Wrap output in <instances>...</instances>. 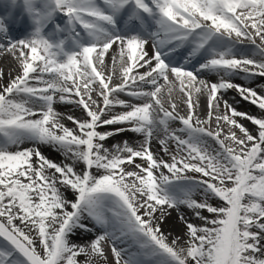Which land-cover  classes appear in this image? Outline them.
I'll use <instances>...</instances> for the list:
<instances>
[{
    "label": "snow or ice",
    "instance_id": "obj_1",
    "mask_svg": "<svg viewBox=\"0 0 264 264\" xmlns=\"http://www.w3.org/2000/svg\"><path fill=\"white\" fill-rule=\"evenodd\" d=\"M114 46L116 84L102 71ZM0 51L21 68L7 84L0 70V264H94L105 242L115 264H264V0H6ZM161 81L179 83L187 116ZM227 90L262 115L225 100L216 131L194 120L193 92L212 118ZM65 94L84 113L71 128L54 108ZM128 131L138 147L105 145ZM173 210L183 244L163 231Z\"/></svg>",
    "mask_w": 264,
    "mask_h": 264
},
{
    "label": "bare ground",
    "instance_id": "obj_2",
    "mask_svg": "<svg viewBox=\"0 0 264 264\" xmlns=\"http://www.w3.org/2000/svg\"><path fill=\"white\" fill-rule=\"evenodd\" d=\"M1 7H2L1 10H3V6H1ZM58 21L62 23L63 19L58 17ZM257 41H259V40L257 39ZM247 49L249 51H251L252 47H247ZM148 50H149V52L152 51V49L150 47ZM114 55L116 56V61H113V59H112V57ZM105 60H106L107 67L103 68L102 71H104L106 76L107 75L113 76V84L119 83L121 81V78H122V69H121L120 63H119L118 50L115 49V46L113 49L109 50L108 54H106ZM0 70H2V72H3V83L5 84L6 82H4V80H6L8 83L9 79H10V75L15 76L16 74H19L21 71V68L19 66V62L13 58L11 53H9L7 51H0ZM140 71H143V69H140ZM207 79L215 82L217 80V77L215 75H210L209 77H207ZM235 82L241 83L240 80H236ZM161 84L163 85V87L161 88V93L158 94L159 99L170 97L171 99L175 98V101L173 104H177V102H179V101H186L185 103L187 104L188 97L186 96L185 93H182L180 91V85L178 82H176V86H175L176 87V93L178 94L177 97H173L174 96L173 89H172L171 93H169L167 84H163V81H161ZM67 95L71 96L75 101L78 99V97H74L70 94H67ZM121 98H126V97L123 94H121ZM170 98H168V99H170ZM218 98L220 99V109H219L220 111H224V112L227 111L225 108V105H224V101L227 100V101H229V103L232 104L233 107H236L237 110H239V111L247 112L250 115H252V114L256 115V116L262 115L261 111L256 106H253L248 102L240 100V97L237 95L235 90L234 91L227 90L226 92H224L222 94L218 93ZM233 98H235V100ZM74 100L72 102H57L56 104H54V108L57 111H59L63 117L62 122L70 128L73 127V124L71 121H69L67 119L68 116H73L75 118H82L78 114V111L82 110V108H81V106L77 105ZM163 100L164 101H162V103H163L164 107L167 108L168 106H170L169 108L172 111V104H168L165 99H163ZM191 100L193 101L194 105H196L193 109V111L195 113L194 120H195V118H198L201 121H208V123L205 124V126L206 127L212 126L214 124V122H216L215 116L217 114L220 115L221 113H220V111H219V113L214 111L212 118H209L208 106H207L208 105V93L202 92L200 94H196L193 92V94L191 96ZM235 101H240V103L236 104ZM197 102H198V104H197ZM122 110L123 109L119 106L114 109V111H122ZM176 111L179 113V115L185 116V114L182 112L183 109L180 110L179 108L176 107ZM198 113H200V114L197 116ZM228 114H230V112ZM239 119H240V122L242 124H244L245 127H247L249 130H251L252 132L256 131L257 126L253 125L251 121L243 119V118H239ZM174 123L180 124V122L178 120L174 121ZM248 125H252V126H248ZM121 136H125L126 137L125 139L130 144H132L133 146H136V147L139 146L138 141L141 139V137L138 134H135L132 132L123 133L117 137L110 138V139L116 140L117 138H120ZM154 143H156V145H157V142L154 140L152 143V149L154 152H157L156 151L157 148L154 145ZM115 144H116V142H115ZM115 144H113V145H115ZM113 145H111L109 148H111ZM46 154L51 155L56 160L62 159V157L58 153H49L46 150ZM69 196H71V193H69ZM182 212H184V211L182 210ZM175 216L178 218V220H180L179 214L177 212L176 213L174 212L172 217H170V219L168 218V221L174 220L176 218ZM97 231H99V230H97ZM82 236H84V234L75 235L72 237V239L74 242H76L78 244H84L85 242H84V240H82ZM87 236L94 237L91 234H88Z\"/></svg>",
    "mask_w": 264,
    "mask_h": 264
},
{
    "label": "rangeland",
    "instance_id": "obj_3",
    "mask_svg": "<svg viewBox=\"0 0 264 264\" xmlns=\"http://www.w3.org/2000/svg\"><path fill=\"white\" fill-rule=\"evenodd\" d=\"M4 82H6L5 84H7V81L4 80ZM173 94L174 96L173 97H177L178 94L176 93V87L173 88ZM95 95V94H94ZM170 97H167V98H161L162 100L161 101H164L163 99H165L167 101L168 104H173L174 101H175V98L174 99H168ZM186 101H179L177 102L176 107L179 108L180 110L183 109V113L185 114V116H187L188 114V107H187V104L185 103ZM176 103V102H175ZM220 111V110H219ZM115 113H118L120 111H114ZM220 115H223L225 112L224 111H220ZM200 113L197 114V116L199 115ZM81 116H84L83 114H80ZM253 115V114H252ZM253 116H256V115H253ZM248 126H252V125H248ZM112 127H115V126H112ZM171 127V125H170ZM227 125L224 126V128L222 129V135L224 133L227 132ZM208 128H210V130H216V122H214V124L212 126H209ZM123 140H121V138H117L116 140H112V139H108L107 141H105V145L107 147H110L112 144H115V142L117 144L121 143ZM210 143H213V147H216L217 145L214 144V142H212L210 140ZM154 145L156 146V151H159V148L160 146H157L156 143H154ZM170 148L174 150L175 148V144L170 142L169 144ZM161 155H163V153H161ZM165 159H168L167 156H164ZM137 163H139V160L136 161ZM214 202V201H213ZM184 211L186 214H187V210L182 208L181 211ZM174 212L176 213L175 210L172 211V215L174 214ZM171 215V217H172ZM205 215H207V213H205ZM174 217V216H173ZM176 217V216H175ZM170 219V217H169ZM194 223H200L198 220H194L193 221ZM163 231L168 234V233H171V235H168V240L169 242H171V240H173L174 238L176 237H181L182 239L179 241L181 244L184 243V232H185V227H184V224L181 222V220H178V218L176 217L174 220L172 221H168L165 223V225L163 226ZM92 240V238L89 239V241ZM104 247V250H105V253H106V256H107V259L106 261L100 257H94L93 260H94V264H115V258L113 257L111 251H110V248H111V245L109 244H106L105 245L103 244L102 245ZM79 259L81 261H83L85 259L84 256H81L79 257Z\"/></svg>",
    "mask_w": 264,
    "mask_h": 264
}]
</instances>
